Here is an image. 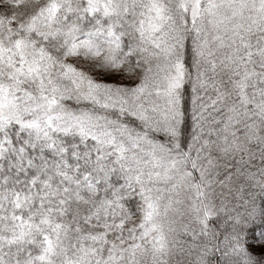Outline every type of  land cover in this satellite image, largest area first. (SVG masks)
Returning <instances> with one entry per match:
<instances>
[{"label": "snow or ice", "instance_id": "1", "mask_svg": "<svg viewBox=\"0 0 264 264\" xmlns=\"http://www.w3.org/2000/svg\"><path fill=\"white\" fill-rule=\"evenodd\" d=\"M0 264H264V0H0Z\"/></svg>", "mask_w": 264, "mask_h": 264}]
</instances>
